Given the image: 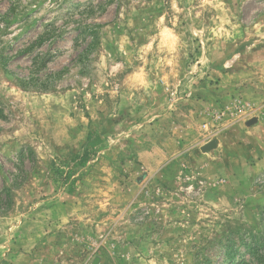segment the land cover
<instances>
[{
  "label": "rangeland",
  "instance_id": "obj_1",
  "mask_svg": "<svg viewBox=\"0 0 264 264\" xmlns=\"http://www.w3.org/2000/svg\"><path fill=\"white\" fill-rule=\"evenodd\" d=\"M237 261L264 264V0H0V264Z\"/></svg>",
  "mask_w": 264,
  "mask_h": 264
},
{
  "label": "water",
  "instance_id": "obj_2",
  "mask_svg": "<svg viewBox=\"0 0 264 264\" xmlns=\"http://www.w3.org/2000/svg\"><path fill=\"white\" fill-rule=\"evenodd\" d=\"M253 121H255V119L253 118V119H251V120H248L247 122H246V124H251ZM216 144H217V142L213 139V140H209L208 142H206L205 144H203L202 146H201V151H203V152H206V151H208V150H211V149H213L215 146H216Z\"/></svg>",
  "mask_w": 264,
  "mask_h": 264
},
{
  "label": "trees",
  "instance_id": "obj_3",
  "mask_svg": "<svg viewBox=\"0 0 264 264\" xmlns=\"http://www.w3.org/2000/svg\"><path fill=\"white\" fill-rule=\"evenodd\" d=\"M89 155H90V151L88 149H84V151L81 154H77L75 157H78L80 163H83L88 158ZM234 261L235 259H233L231 262ZM236 264H245V263L242 261H237Z\"/></svg>",
  "mask_w": 264,
  "mask_h": 264
},
{
  "label": "built area",
  "instance_id": "obj_4",
  "mask_svg": "<svg viewBox=\"0 0 264 264\" xmlns=\"http://www.w3.org/2000/svg\"><path fill=\"white\" fill-rule=\"evenodd\" d=\"M238 107H240L241 109L248 107V105L243 104L240 100H237L235 103Z\"/></svg>",
  "mask_w": 264,
  "mask_h": 264
}]
</instances>
